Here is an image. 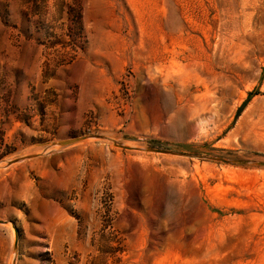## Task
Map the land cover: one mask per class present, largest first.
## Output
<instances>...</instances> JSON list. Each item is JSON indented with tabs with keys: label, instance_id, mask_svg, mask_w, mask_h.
I'll list each match as a JSON object with an SVG mask.
<instances>
[{
	"label": "rangeland",
	"instance_id": "rangeland-1",
	"mask_svg": "<svg viewBox=\"0 0 264 264\" xmlns=\"http://www.w3.org/2000/svg\"><path fill=\"white\" fill-rule=\"evenodd\" d=\"M0 219V264H264V0H0Z\"/></svg>",
	"mask_w": 264,
	"mask_h": 264
},
{
	"label": "water",
	"instance_id": "water-1",
	"mask_svg": "<svg viewBox=\"0 0 264 264\" xmlns=\"http://www.w3.org/2000/svg\"><path fill=\"white\" fill-rule=\"evenodd\" d=\"M82 137H73V138H69V139H64V140H62V141H60V143H62V144H68V143H70V142H73V141H77V140H79V139H81ZM121 145H123V144H121ZM123 146H126V145H123ZM153 150H156V151H168V150H166V149H162V148H152ZM4 220L3 219H0V222H3Z\"/></svg>",
	"mask_w": 264,
	"mask_h": 264
}]
</instances>
